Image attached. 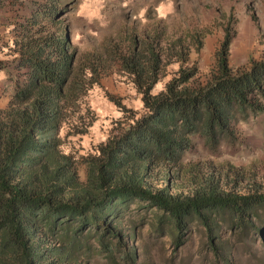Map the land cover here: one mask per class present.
I'll return each mask as SVG.
<instances>
[{
	"label": "trees",
	"instance_id": "trees-1",
	"mask_svg": "<svg viewBox=\"0 0 264 264\" xmlns=\"http://www.w3.org/2000/svg\"><path fill=\"white\" fill-rule=\"evenodd\" d=\"M20 26L14 46L7 43L14 58H0V70L14 81L11 100L0 110V264H82L94 246L88 238L100 247L121 242L117 222L131 204L161 213L159 224L166 217L176 240L196 222L212 246L224 221L260 230L264 183L244 191L242 167L181 162L195 136L217 151L223 140L238 141L240 121L264 112V57L231 67L227 32L216 65L202 79L180 42L175 75L153 93L172 54L159 39L149 44L133 36L119 63L145 110L116 121L85 158L82 180L78 160L61 148V132L82 133L93 121L83 103L100 83V64L82 65L66 28ZM177 179H188L187 189L177 187ZM219 248L213 246L215 255Z\"/></svg>",
	"mask_w": 264,
	"mask_h": 264
},
{
	"label": "rangeland",
	"instance_id": "rangeland-1",
	"mask_svg": "<svg viewBox=\"0 0 264 264\" xmlns=\"http://www.w3.org/2000/svg\"><path fill=\"white\" fill-rule=\"evenodd\" d=\"M27 23H34V30L48 23L51 29L66 28L82 65L91 66L93 60L102 69L100 83L91 87L83 103L92 111L93 121L82 133L73 134L69 127L61 132V148L78 160L82 180L86 178L85 158L97 152L116 121H126L131 111L140 115L145 110L142 95L119 63L133 36L139 35L149 44L159 39L163 52L172 54L164 58L162 76L153 93L161 91L175 75L180 42L182 50L190 52L191 60L198 63L202 79L216 65V53L227 32L231 34V67L242 68L264 57V0H0V58H14L7 43L13 47L16 26ZM170 44L175 46L170 48ZM10 69L15 73L12 65ZM13 92L8 70H0V110L8 106ZM238 130V141L223 140L217 151L195 136V145L183 157L182 166L232 163L243 169L244 191L264 183V112L240 121ZM188 182L174 181L180 189H187ZM229 187H233L231 182ZM138 206L131 204L117 222L120 243L115 239L100 247L88 238L96 249L93 246L81 257L82 264H264V221L256 220L260 230L238 221L231 228V223L224 221L214 243L222 249L215 255L200 223L176 240L166 217V222L159 224L161 213ZM260 214L264 218V210Z\"/></svg>",
	"mask_w": 264,
	"mask_h": 264
}]
</instances>
